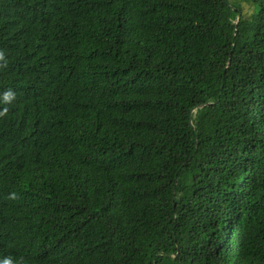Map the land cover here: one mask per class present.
<instances>
[{
    "label": "trees",
    "instance_id": "obj_1",
    "mask_svg": "<svg viewBox=\"0 0 264 264\" xmlns=\"http://www.w3.org/2000/svg\"><path fill=\"white\" fill-rule=\"evenodd\" d=\"M253 4L0 0V261L264 264Z\"/></svg>",
    "mask_w": 264,
    "mask_h": 264
},
{
    "label": "rangeland",
    "instance_id": "obj_2",
    "mask_svg": "<svg viewBox=\"0 0 264 264\" xmlns=\"http://www.w3.org/2000/svg\"><path fill=\"white\" fill-rule=\"evenodd\" d=\"M231 3L239 4L242 9V12L247 15L251 14L255 10L253 0H230Z\"/></svg>",
    "mask_w": 264,
    "mask_h": 264
},
{
    "label": "clouds",
    "instance_id": "obj_3",
    "mask_svg": "<svg viewBox=\"0 0 264 264\" xmlns=\"http://www.w3.org/2000/svg\"><path fill=\"white\" fill-rule=\"evenodd\" d=\"M14 97H15V93L11 89L5 90L2 93H0V100H2L5 103L11 102L14 99ZM0 264H10V261L8 259H5L3 261H0Z\"/></svg>",
    "mask_w": 264,
    "mask_h": 264
},
{
    "label": "water",
    "instance_id": "obj_4",
    "mask_svg": "<svg viewBox=\"0 0 264 264\" xmlns=\"http://www.w3.org/2000/svg\"><path fill=\"white\" fill-rule=\"evenodd\" d=\"M239 19H240V14L238 15L237 22L239 21ZM229 61H230V60H229Z\"/></svg>",
    "mask_w": 264,
    "mask_h": 264
}]
</instances>
